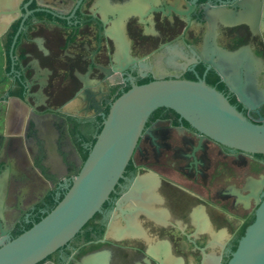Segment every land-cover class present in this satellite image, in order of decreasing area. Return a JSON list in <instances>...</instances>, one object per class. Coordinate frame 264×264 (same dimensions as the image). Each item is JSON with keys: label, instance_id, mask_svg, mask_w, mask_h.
Here are the masks:
<instances>
[{"label": "flooded vegetation", "instance_id": "flooded-vegetation-1", "mask_svg": "<svg viewBox=\"0 0 264 264\" xmlns=\"http://www.w3.org/2000/svg\"><path fill=\"white\" fill-rule=\"evenodd\" d=\"M27 1L0 32V239L62 197L128 73L137 85L204 75L264 123V0H30L44 9L28 13ZM263 193L264 154L159 107L100 210L36 264H225Z\"/></svg>", "mask_w": 264, "mask_h": 264}, {"label": "water", "instance_id": "water-1", "mask_svg": "<svg viewBox=\"0 0 264 264\" xmlns=\"http://www.w3.org/2000/svg\"><path fill=\"white\" fill-rule=\"evenodd\" d=\"M29 1L24 5L27 13L44 9H27ZM19 2L0 0V32L11 20L7 16L19 12ZM75 6L62 17L71 16ZM128 76L131 87L108 103L95 141L55 206L14 238L5 235L7 230L1 231L0 264H36L69 241L108 199L137 148L149 115L159 107L171 109L201 137L264 154V123L248 120L203 81L204 75L200 81L158 77L140 85L132 84L134 77ZM225 264H264V193L253 222Z\"/></svg>", "mask_w": 264, "mask_h": 264}, {"label": "crops", "instance_id": "crops-1", "mask_svg": "<svg viewBox=\"0 0 264 264\" xmlns=\"http://www.w3.org/2000/svg\"><path fill=\"white\" fill-rule=\"evenodd\" d=\"M3 69H4V56H3V50L2 47L0 46V78L3 75ZM6 87V83H1L0 84V95L2 94L3 90Z\"/></svg>", "mask_w": 264, "mask_h": 264}, {"label": "trees", "instance_id": "trees-1", "mask_svg": "<svg viewBox=\"0 0 264 264\" xmlns=\"http://www.w3.org/2000/svg\"><path fill=\"white\" fill-rule=\"evenodd\" d=\"M53 207H54V206H53ZM53 207H52V208H53ZM52 208H51V209H52ZM51 209H50V210H51ZM44 215H45V214H44ZM44 215H42V217H43ZM42 217H41V218H42ZM37 221H38V220H37Z\"/></svg>", "mask_w": 264, "mask_h": 264}]
</instances>
